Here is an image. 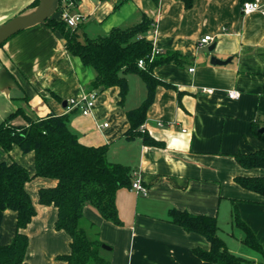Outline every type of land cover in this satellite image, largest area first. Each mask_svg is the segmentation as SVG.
I'll return each mask as SVG.
<instances>
[{"label":"crops","instance_id":"obj_1","mask_svg":"<svg viewBox=\"0 0 264 264\" xmlns=\"http://www.w3.org/2000/svg\"><path fill=\"white\" fill-rule=\"evenodd\" d=\"M31 1L0 0V24ZM120 1L80 0L74 8L85 18L80 32L89 38L105 36L112 28L131 27L146 16L152 28L145 38L155 50L183 56L182 65L168 63L153 70L170 87L156 88L141 128L162 146L125 137L129 128L125 113L138 107L146 95L140 77L135 94L127 78L129 91L123 106L118 105V88L111 87L97 93L91 115L67 112L68 100L88 92L95 72L69 55L62 36L44 24L15 34L0 48V124L17 110L34 120L66 114L68 127L81 144L107 145V160L129 167L132 179H141L146 195L128 188L116 193L120 226L84 207L81 227L108 248L101 249L100 255L109 264H215L193 254L195 248L209 250L206 239L170 223L168 212L176 209L215 217L219 227L221 218L232 220L233 205L263 253L241 243L242 231L238 237L231 233L233 247L220 238L230 253L264 264V198L234 181L237 176H264V169H243L234 157L264 148L252 131L253 126L263 128L264 120V16L244 15L240 0H194L190 9L175 0L157 4L124 0L114 8ZM258 1L264 8V0ZM204 36H212L213 42L200 46ZM211 57L226 64L212 65ZM230 91L239 96L230 99ZM23 123L21 116L11 121ZM104 123L107 127H101ZM0 161L16 162L30 176L34 174L33 154H22L18 147L8 153L0 149ZM55 185V180L39 177L25 184L36 211L22 230L28 237L27 264H66L57 257L69 254L70 237L54 227L56 208L38 203V191ZM15 233L16 215L7 210L0 243L9 244Z\"/></svg>","mask_w":264,"mask_h":264},{"label":"trees","instance_id":"obj_2","mask_svg":"<svg viewBox=\"0 0 264 264\" xmlns=\"http://www.w3.org/2000/svg\"><path fill=\"white\" fill-rule=\"evenodd\" d=\"M123 1L121 0L114 8ZM151 1L158 3V0ZM175 1L181 2L185 9L192 8L194 2ZM249 1L252 0H240V4ZM64 2H71L77 7L80 0H60L55 14L44 25L62 36L65 50L69 55L77 57L84 67H89L95 72L88 91L101 93L108 88L117 87L118 105L123 106L129 91L127 75L134 74L140 77L145 85L146 95L138 107L126 111L129 128L125 137L129 140L141 138L145 145L161 147V142L141 128L154 101L156 88L170 87L158 80L153 70L168 63L182 65L185 61L183 56L176 52L161 53L155 50L145 38L152 28V22L146 16L131 27L112 28L105 36L89 38L80 32V26L75 29L69 28L60 19V10ZM37 5L38 0H32L18 14ZM5 43L1 44L0 48ZM139 60H143L144 68L138 67ZM18 116H21L24 123L11 124ZM68 123L66 114H48L34 120L22 110H17L0 124L2 151L8 153L13 147H18L22 154L32 153L34 157L32 176L16 162L0 161V225L5 211H12L16 215V233L12 241L5 245L0 243V264H27L25 255L28 237L22 230L31 222L36 211L25 184L37 177L56 181L54 187L41 188L38 191V203L56 208L57 219L54 227L57 231L66 232L70 237L69 254L59 256L57 259L66 264H109L100 255L103 244L97 238H89L81 227L83 210L88 205L103 220L120 226L115 204L116 193L123 188L130 189L132 171L127 166L110 163L107 160V145L90 147L81 144L77 135L69 129ZM262 126L264 128V120ZM258 130V126H253V134L264 143V132L259 133ZM234 157L243 169H264V148L248 154L238 153ZM234 181L241 188L264 198V176H237ZM168 220L185 232L206 239L210 246L208 251L193 249V254L198 259L215 264H252L228 251L218 235L219 227L215 217L171 209L168 212ZM232 221L244 233L241 243L262 254L260 243L240 219L234 205Z\"/></svg>","mask_w":264,"mask_h":264},{"label":"built area","instance_id":"obj_3","mask_svg":"<svg viewBox=\"0 0 264 264\" xmlns=\"http://www.w3.org/2000/svg\"><path fill=\"white\" fill-rule=\"evenodd\" d=\"M74 5L71 2H64L62 4L60 10V19L72 29H75L84 21V16L76 12L74 10ZM241 11L244 15L251 14L253 12H260L264 16V8L258 0H252L249 2H245L241 5ZM223 31L225 29H222ZM213 42L212 36H204L199 40V45H208L209 43ZM139 68H144L143 60H139L137 63ZM192 72L193 69H190ZM205 93H211V90H202ZM239 96V93L236 91L228 92V97L230 99H236ZM97 97L96 91H88L86 92L80 99L71 98L67 102L66 110L67 112H71L74 110L79 111L82 116H89L91 115L95 99ZM101 127H107V124L104 123ZM182 132H185L183 129ZM130 190L134 191L136 194L146 195L147 188L143 185L141 179L139 177H135L131 181Z\"/></svg>","mask_w":264,"mask_h":264},{"label":"water","instance_id":"obj_4","mask_svg":"<svg viewBox=\"0 0 264 264\" xmlns=\"http://www.w3.org/2000/svg\"><path fill=\"white\" fill-rule=\"evenodd\" d=\"M60 0H38V5L24 13L17 14L16 16L6 20L0 24V45L5 43L9 38L15 34L33 27L35 25L44 24L49 18H51L58 7ZM214 49V45L209 47L211 52ZM210 64L223 65L225 61L219 60L215 57L210 58ZM259 133L264 132V128L258 130ZM102 249L108 250L106 246H102Z\"/></svg>","mask_w":264,"mask_h":264},{"label":"rangeland","instance_id":"obj_5","mask_svg":"<svg viewBox=\"0 0 264 264\" xmlns=\"http://www.w3.org/2000/svg\"><path fill=\"white\" fill-rule=\"evenodd\" d=\"M89 35H91V34H89ZM99 35H102V34H99ZM91 37H97V34H96V36H91ZM127 78L130 81V87H131L132 93L134 92V94H135L136 90H137V81L139 83L141 81H140L139 77L137 75H134V74L127 75ZM231 233H233L235 237H238V233H241V229L236 227L232 223V220L229 217L226 218V219L221 218L220 221H219V232H218V235H219V237H221L227 243V245L229 247L230 246L233 247V245H232L233 244V238L231 236ZM237 256H238V254H237Z\"/></svg>","mask_w":264,"mask_h":264}]
</instances>
